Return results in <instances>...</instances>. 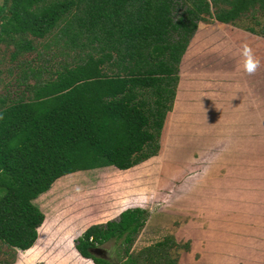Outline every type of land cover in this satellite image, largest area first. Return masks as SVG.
<instances>
[{
	"label": "trees",
	"instance_id": "trees-1",
	"mask_svg": "<svg viewBox=\"0 0 264 264\" xmlns=\"http://www.w3.org/2000/svg\"><path fill=\"white\" fill-rule=\"evenodd\" d=\"M257 4L264 0H4L0 42H14L13 57L33 49L26 35L44 38L55 28L63 46L81 55L50 80L30 69L32 96L0 106V242L13 251L35 243L45 219L33 200L58 178L125 171L157 155L198 23L232 24ZM148 214L122 210L88 226L74 247L93 264L152 260L164 243L131 253ZM106 242L116 247L114 257L91 253Z\"/></svg>",
	"mask_w": 264,
	"mask_h": 264
},
{
	"label": "rangeland",
	"instance_id": "rangeland-1",
	"mask_svg": "<svg viewBox=\"0 0 264 264\" xmlns=\"http://www.w3.org/2000/svg\"><path fill=\"white\" fill-rule=\"evenodd\" d=\"M205 24L198 31L208 36L203 54L193 63L186 61L184 72L195 69L205 82L211 79L209 87L200 91L209 100L215 102L225 89L224 105L215 106L220 110L232 97L246 102L235 101L238 112L249 105L263 108L264 6L250 7L232 24L212 19ZM25 38L33 49L15 57L14 42H0V106L32 96L36 81L30 69L39 81L50 80L64 66H74L81 55L78 47L63 46L58 28L44 38L29 34ZM245 43L260 59L253 75L243 68L240 52ZM185 101L167 114L157 155L125 171L104 167L54 181L34 201L45 219L37 240L27 250L14 251L0 242V263L93 264L80 256L74 239L88 226L111 220L122 210L141 208L149 214L131 253L140 255L145 248L164 243L156 258L146 260L141 255V264H264V131L255 135L243 128L248 120L240 114L237 122H246L236 128L233 124L227 129L195 128L198 117ZM184 111L194 128L188 122L184 126ZM202 119L215 122L216 115ZM99 247L103 255H116L111 242Z\"/></svg>",
	"mask_w": 264,
	"mask_h": 264
},
{
	"label": "crops",
	"instance_id": "crops-1",
	"mask_svg": "<svg viewBox=\"0 0 264 264\" xmlns=\"http://www.w3.org/2000/svg\"><path fill=\"white\" fill-rule=\"evenodd\" d=\"M218 22V21H217ZM205 22H199L196 32L193 35V37L191 38L188 47L186 49V51L184 52L182 59L180 61V72H179V81L177 84V88H176V96H175V100H174V106L173 107V111L174 107L177 108V105L179 106L180 103H183V98H185V102L184 104L190 107H187L189 109L190 113H193L196 117H198V120H196L197 122H193L195 124H198L197 127L195 128H217V129H227V128H232V126L230 124H233V128L238 127V125H243L245 121H243L241 124L239 122H237V115L240 114L242 115V117L244 119L247 118V124H244L243 128L245 129H249L252 132H254L255 135H257V131H259V133L262 134V131H264V107H260L257 109H254V107L252 108L253 105H249V106H244L243 110L238 112L237 111V106L234 105L235 101H239L237 100L235 97H232L231 100H229L227 102L228 107L223 108V110H220L218 107H215L216 105L218 106H223L224 105V101L226 99V93H224V90L221 93V96L218 95V97L216 98L217 103H215L212 99L209 100L210 96L205 93V95H201L200 91L205 88V87H209L208 84V80H211L210 78L205 82L204 81V75L202 73H199L198 71H195V69H189L186 70L187 72H184V67L187 66V64L185 63L186 61H188V63L191 61V63L195 62L197 59H199L202 54H201V49H203V47L205 46V44L207 43L205 39L206 37L208 38L207 35H205L202 32L200 33V35H198V31L199 28L201 27V25H203L205 28V26H208V24H205ZM211 58H214V56H210ZM209 58V57H208ZM224 82L220 83L221 85ZM219 85V86H221ZM221 90V88H220ZM227 92V90L225 91ZM199 95L197 98H195V96ZM246 96V95H245ZM249 100V98H248ZM241 102V105H244V103L246 102ZM248 104V103H247ZM246 104V105H247ZM231 105V106H230ZM210 109H212V111H210ZM217 109V110H216ZM186 110V109H185ZM216 110V112H215ZM170 112V111H169ZM168 112V114H169ZM188 112V113H189ZM189 113V114H190ZM188 114V116H189ZM213 116L216 115V121L215 122H211V121H207L204 122V120L202 119V117L204 116ZM246 116V117H245ZM241 116H238V118L240 119ZM182 118L185 119L184 120V126L185 124L188 125L191 129L194 128V126H192V123L190 122V120H187L186 117V112H183ZM232 118L234 119V121L230 122L229 119ZM188 122V124L186 123ZM211 124L213 126H211ZM238 124V125H236ZM186 127V126H185ZM36 199L33 200V202Z\"/></svg>",
	"mask_w": 264,
	"mask_h": 264
},
{
	"label": "clouds",
	"instance_id": "clouds-1",
	"mask_svg": "<svg viewBox=\"0 0 264 264\" xmlns=\"http://www.w3.org/2000/svg\"><path fill=\"white\" fill-rule=\"evenodd\" d=\"M243 68L249 75L255 74L260 67V59L256 56L254 50L247 43L242 45L240 52Z\"/></svg>",
	"mask_w": 264,
	"mask_h": 264
},
{
	"label": "water",
	"instance_id": "water-1",
	"mask_svg": "<svg viewBox=\"0 0 264 264\" xmlns=\"http://www.w3.org/2000/svg\"><path fill=\"white\" fill-rule=\"evenodd\" d=\"M43 221H44V220H43ZM42 223H43V222H42ZM73 245H74V242H73ZM74 248H75V247H74ZM103 252H104V250H103L102 248H100V247H96V248H93V249L91 250V253H93L94 255H97V256L102 255ZM104 255H105V253H104Z\"/></svg>",
	"mask_w": 264,
	"mask_h": 264
},
{
	"label": "flooded vegetation",
	"instance_id": "flooded-vegetation-1",
	"mask_svg": "<svg viewBox=\"0 0 264 264\" xmlns=\"http://www.w3.org/2000/svg\"><path fill=\"white\" fill-rule=\"evenodd\" d=\"M103 255V254H102ZM101 256V255H100ZM104 256V255H103Z\"/></svg>",
	"mask_w": 264,
	"mask_h": 264
}]
</instances>
